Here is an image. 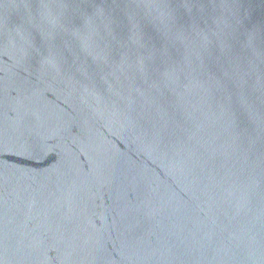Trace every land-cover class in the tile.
Masks as SVG:
<instances>
[{
	"label": "water",
	"instance_id": "1",
	"mask_svg": "<svg viewBox=\"0 0 264 264\" xmlns=\"http://www.w3.org/2000/svg\"><path fill=\"white\" fill-rule=\"evenodd\" d=\"M0 264H264V0H0Z\"/></svg>",
	"mask_w": 264,
	"mask_h": 264
}]
</instances>
